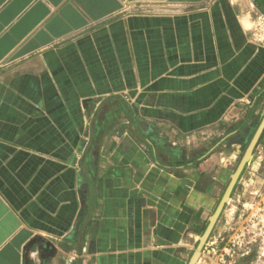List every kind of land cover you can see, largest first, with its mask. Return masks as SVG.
Listing matches in <instances>:
<instances>
[{
  "label": "crops",
  "instance_id": "0c3cea01",
  "mask_svg": "<svg viewBox=\"0 0 264 264\" xmlns=\"http://www.w3.org/2000/svg\"><path fill=\"white\" fill-rule=\"evenodd\" d=\"M256 11L0 0V264H189L263 119ZM263 185L264 132L198 264Z\"/></svg>",
  "mask_w": 264,
  "mask_h": 264
},
{
  "label": "rangeland",
  "instance_id": "374dc122",
  "mask_svg": "<svg viewBox=\"0 0 264 264\" xmlns=\"http://www.w3.org/2000/svg\"><path fill=\"white\" fill-rule=\"evenodd\" d=\"M250 27H252V23ZM250 141L246 145L244 153ZM246 166L244 169H246ZM256 202L258 203V210L254 213L241 212L242 223L237 227V230L228 235L225 239L226 245L223 248L215 247V244L211 245V248L214 249L211 251L212 258L208 259L205 264H264V185L262 189L258 191ZM227 204L228 203H226V205ZM204 262L205 261H203L202 264H204Z\"/></svg>",
  "mask_w": 264,
  "mask_h": 264
},
{
  "label": "water",
  "instance_id": "95a60500",
  "mask_svg": "<svg viewBox=\"0 0 264 264\" xmlns=\"http://www.w3.org/2000/svg\"><path fill=\"white\" fill-rule=\"evenodd\" d=\"M264 132V113H263V119L258 127V129L256 130L253 138L251 139L238 167L236 168L235 172L233 173L232 177H231V181L217 207V209L215 210L214 214L212 215V217L210 218V221L206 227L205 232L203 233V235L200 238L199 244L189 262V264H197L198 260L200 258L201 252L204 248V246L206 245L208 238L210 237L211 232L214 229V226L216 225L226 203L229 202L230 198H231V194L245 168V166L247 165V163L252 159L254 150L257 146V144L259 143V140L262 136Z\"/></svg>",
  "mask_w": 264,
  "mask_h": 264
},
{
  "label": "built area",
  "instance_id": "2783aa9c",
  "mask_svg": "<svg viewBox=\"0 0 264 264\" xmlns=\"http://www.w3.org/2000/svg\"><path fill=\"white\" fill-rule=\"evenodd\" d=\"M250 35L254 43L264 47V15L258 11H256L252 18Z\"/></svg>",
  "mask_w": 264,
  "mask_h": 264
}]
</instances>
